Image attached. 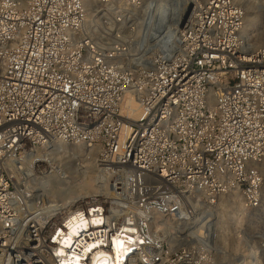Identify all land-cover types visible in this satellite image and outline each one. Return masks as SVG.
Listing matches in <instances>:
<instances>
[{
  "label": "built area",
  "instance_id": "obj_1",
  "mask_svg": "<svg viewBox=\"0 0 264 264\" xmlns=\"http://www.w3.org/2000/svg\"><path fill=\"white\" fill-rule=\"evenodd\" d=\"M190 3L0 0V264H219L220 200L261 209L264 45L246 0ZM67 145L107 194L79 199Z\"/></svg>",
  "mask_w": 264,
  "mask_h": 264
},
{
  "label": "rangeland",
  "instance_id": "obj_2",
  "mask_svg": "<svg viewBox=\"0 0 264 264\" xmlns=\"http://www.w3.org/2000/svg\"><path fill=\"white\" fill-rule=\"evenodd\" d=\"M252 2V10L256 12V15L259 16V22L258 27L260 31H263L264 33V0H247V3ZM190 4V2H189ZM149 57H152L151 55H148ZM72 147L76 152L77 155L73 158L69 154H61L62 156L54 157V159H59L61 163H64L67 167H73L74 168V179L76 181V187L80 189L77 192H80V198H84L87 196H90L91 193H97V192H106V178L111 177L110 171L109 174H102L100 175L97 173V169L95 167L94 163V152L91 155H86L87 150L82 148H77V146H70L67 145L66 148ZM81 150V151H80ZM72 164V166L70 165ZM99 177L102 179V184L99 183ZM93 178V179H92ZM91 179V184L94 186V190H91V193L85 192L87 189L85 186L81 187L83 182L88 181ZM263 201V200H262ZM264 203V202H263ZM226 205V204H225ZM224 205V209L222 207L218 206L219 208H222V221L221 226H223V232L220 236V240L222 241L221 245V251L223 252L222 260L219 262V264H248L247 262H239L236 263L234 260V256L239 257V261L242 259V256L247 253L244 252L245 246L242 245L241 242L238 241V237H242V231H248L246 229V224L248 222L253 223V227L249 229V232L252 233L253 236L258 237V232L263 231L264 233V212L260 209L255 215H250L247 213L248 216L243 217L240 222L235 220L234 213H231L232 210L227 205ZM223 206V205H221ZM231 210V212H229ZM220 212L217 213V215ZM228 213V215L226 214ZM230 214V215H229ZM216 217V216H215ZM217 218H215L216 220ZM235 221V222H234ZM248 225V224H247ZM252 251L258 250L257 246L251 248ZM238 262V261H237ZM262 262V261H261ZM262 264V263H261ZM264 264V263H263Z\"/></svg>",
  "mask_w": 264,
  "mask_h": 264
},
{
  "label": "bare ground",
  "instance_id": "obj_3",
  "mask_svg": "<svg viewBox=\"0 0 264 264\" xmlns=\"http://www.w3.org/2000/svg\"><path fill=\"white\" fill-rule=\"evenodd\" d=\"M92 1H94V0H92ZM192 1H194V0H188V4H189V2H192ZM246 2H247V0H246ZM252 5H253L252 2L247 3V5L245 4L246 12H245V23H244L243 33H244V35H246L247 37H249L251 39L253 45H264V33H263V31H260L259 27L257 26L258 22H259V16L256 15L255 11L252 10ZM190 9H191V3L188 6H186V12H187L186 14L187 15L189 14ZM124 111L128 115H131L133 117L136 116V114L138 113L136 101L133 99H129L126 103V107H125ZM56 144L62 146V144L59 142H57ZM77 148H82V145H78ZM59 156H62V155L60 154L58 156H53L52 159L57 161L59 159H54V157H59ZM59 158H61V157H59ZM110 166L111 165L109 164V166H107V167H110ZM263 173H264V166H263ZM99 174L102 175L103 173L101 172ZM110 174H111V177H107L105 180L106 181V192L103 191V192L91 193V190H94V186L91 184V179L83 182L81 187L85 186L87 189L85 192L91 193L90 196H97V195L105 194V193L107 194L108 193V185H109V189H111L112 182L114 180H116V178H113V175L111 172H110ZM98 179H99V183L102 184L103 182H102L101 177H99ZM79 189H80V187L76 188V191H75V193L77 194L78 197L80 196V194H79L80 192H77ZM59 195H61V193L58 190H56V189L53 190V196L54 197H58ZM228 198L229 199H227V196L222 198L219 202V207L223 208L225 204H226L225 206L228 205L230 207V209L232 210V212H231V210H230V212L234 213L235 220H237L238 222H240L243 217L248 216L247 211L244 208L242 199L238 193H232L229 195ZM79 199H80V197H79ZM262 200L263 201L261 203V210H262V212H264V203H263L264 202V187H263V193H262ZM221 205H223V206H221ZM223 210H225V209L223 208ZM223 210H221V211H223ZM226 214L228 215V213H226ZM222 215H223L222 212H220L218 215L217 214L215 215L216 217L214 216L211 219L212 224L215 227V238L218 241L220 240V236L222 235V232L224 229L223 226H221V221H222V217H223ZM215 218H217V219L215 220ZM247 224H246V226H247L246 229L249 231V229H251L254 225L252 222H248ZM85 228H86V222L81 221V222H79V225L74 226L72 228V233L76 234L79 230H84ZM258 234L259 235H258V240H257V243H258L257 257L255 260L251 261L250 264H260L261 261H262L261 262L262 264L264 263V233H263V231H259ZM66 242H67V244H69L70 239L67 238ZM93 246H95L94 242L88 241L87 244H85V246H84L85 247L84 253L86 254V252H89L90 249L93 248ZM124 250L125 249H123V252H122L123 255L125 254ZM119 251H120L119 250V242L116 241L114 243V250L112 251L113 264H117V259H119V256H120ZM251 254L252 253L250 252L248 256L251 257ZM111 264H112V262H111Z\"/></svg>",
  "mask_w": 264,
  "mask_h": 264
}]
</instances>
